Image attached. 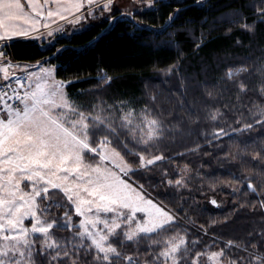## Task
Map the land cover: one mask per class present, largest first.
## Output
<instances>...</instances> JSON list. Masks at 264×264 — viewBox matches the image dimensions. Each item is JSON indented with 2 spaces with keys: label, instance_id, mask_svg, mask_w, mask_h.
Wrapping results in <instances>:
<instances>
[{
  "label": "snow or ice",
  "instance_id": "1",
  "mask_svg": "<svg viewBox=\"0 0 264 264\" xmlns=\"http://www.w3.org/2000/svg\"><path fill=\"white\" fill-rule=\"evenodd\" d=\"M159 2L0 0V264H264V0L222 5L217 11H232L212 24L226 27L210 26L246 37L243 57L190 74L177 50L163 69L176 81L167 104L155 95L108 103L115 78L103 71L90 90L72 94L81 78L61 76L53 63L68 50L56 47L66 27L127 20L140 31L149 25L139 14ZM181 11L175 6L168 21ZM21 39L50 55L19 59L11 49ZM226 139L240 147L233 152ZM217 153L239 185L227 184L230 195L241 198L233 215L197 226L188 214L200 207L189 203L194 194L219 208L204 188L214 194L224 185L205 186L213 173L190 157ZM241 215L242 233L223 239Z\"/></svg>",
  "mask_w": 264,
  "mask_h": 264
},
{
  "label": "trees",
  "instance_id": "2",
  "mask_svg": "<svg viewBox=\"0 0 264 264\" xmlns=\"http://www.w3.org/2000/svg\"><path fill=\"white\" fill-rule=\"evenodd\" d=\"M232 2L233 0H201L197 5L195 0H160L157 6L139 14L138 18L142 16L144 23L149 25L140 31H134L127 20H119L111 26L102 21L70 37H59L56 47H66L68 50L53 63L60 65L61 76L79 75L81 78L80 83L69 86L68 91L72 94L90 90L98 74L103 71L115 78L113 87L108 89L104 97L108 103L119 99L143 101L146 97L155 95L160 102L167 104L169 95L167 89L172 88L176 81L169 79L163 69L175 60L177 50L183 51L186 71L190 74L199 72L202 63L211 64L214 69L222 68L226 56L239 59L246 54L248 41L241 33L233 30L230 37L223 31H210V26L216 29L226 27L223 23L213 25L212 21L231 12L230 8H225L223 12L217 11V8ZM177 5L182 11L175 21L170 22L167 19V13ZM205 20L208 24L201 27ZM187 21H194V23L186 24ZM136 27L139 28V25ZM184 28L189 31L185 32ZM170 33L175 34L171 42H169ZM201 33H204L205 44L197 52L195 44L201 42L197 39ZM236 37L245 41V47L234 46ZM11 51L16 53L19 59L32 56L39 59L50 55L45 48L27 39L19 40ZM218 60L219 64H217ZM215 75L218 73H211L209 79ZM82 99L87 100L91 97ZM137 106L144 105L139 103ZM200 143L203 147L204 141ZM224 143L233 152L240 147L235 140L226 139ZM222 157L223 153H217L215 157L211 154L199 158L190 157L195 168H202L203 172L213 173V176L203 181L205 186L213 180L218 181L216 184L218 189L224 185L223 191H217L214 194L208 191L207 187L204 188L209 199L215 195V198L220 200L223 206L219 208L213 209L203 195L194 194L195 201L189 203L199 204L200 207H193L188 214L197 226L205 222L210 224L212 220L222 221L225 216L233 215V205L241 198L239 195L235 197L230 195L231 189L227 187V184L231 182V177L227 175L230 169L227 164L220 163ZM231 183L233 187H239L234 182ZM160 190L163 191V189ZM247 223V219L241 215L227 230L229 234L222 238L230 239L240 235L243 226ZM188 227L191 230V224Z\"/></svg>",
  "mask_w": 264,
  "mask_h": 264
},
{
  "label": "rangeland",
  "instance_id": "3",
  "mask_svg": "<svg viewBox=\"0 0 264 264\" xmlns=\"http://www.w3.org/2000/svg\"><path fill=\"white\" fill-rule=\"evenodd\" d=\"M149 9V8H148ZM147 9V10H148ZM151 9V8H150ZM100 22H102L101 20H89V21H85L84 23H85V28L84 29H86V28H88V27H90V26H92L93 24H99ZM65 31L67 32V33H69L68 35H63V36H59V37H70L72 34H74V33H76V32H80V31H82V30H78V31H75L74 33H73V26H68V27H66V29H65ZM58 37V38H59ZM43 48H45V47H43ZM136 107H143V106H137V104L135 105ZM220 200H218V202H219ZM220 205H221V207L223 206V204L222 203H220Z\"/></svg>",
  "mask_w": 264,
  "mask_h": 264
},
{
  "label": "crops",
  "instance_id": "4",
  "mask_svg": "<svg viewBox=\"0 0 264 264\" xmlns=\"http://www.w3.org/2000/svg\"><path fill=\"white\" fill-rule=\"evenodd\" d=\"M152 8H154V7H152ZM152 8H151V9H152ZM147 9H148V8H146V10H147ZM149 9H150V8H149ZM149 9H148V10H149ZM146 10H145V11H146Z\"/></svg>",
  "mask_w": 264,
  "mask_h": 264
}]
</instances>
